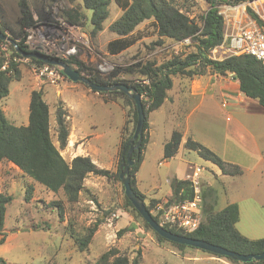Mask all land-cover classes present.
Segmentation results:
<instances>
[{
  "label": "trees",
  "instance_id": "obj_1",
  "mask_svg": "<svg viewBox=\"0 0 264 264\" xmlns=\"http://www.w3.org/2000/svg\"><path fill=\"white\" fill-rule=\"evenodd\" d=\"M48 1L53 3L59 0ZM112 1L117 4L122 14L109 26V31L118 37L107 45V52L111 56L120 55L136 45L142 38L136 31L140 25L148 21H151L158 35V40L153 44L155 46H162L166 41L175 43L187 38L191 40V44L186 49L187 52L178 55L172 54L161 63L151 60L142 61L127 68H117L108 74L96 71L77 59L64 60L73 69L79 71L82 76L96 84L112 86L124 83L134 87L141 95L146 122L140 149L135 151L132 156L135 164L130 168V175L134 191L145 201L146 197L136 188L135 175L141 166L144 151L149 142L148 117L151 112L163 106L168 98V93L174 87V79L181 78L191 81L209 74L224 77L232 76L239 82L242 94L249 99L258 101L264 108V63L247 54H238L223 60L211 58L212 51L225 42V24L223 17L219 14L218 7L240 4L248 0H205L208 4L206 10H202L194 0H82L80 7L66 11L65 17L73 25L84 24L86 21L90 27V35L95 38L104 31L105 23L110 18ZM85 10L92 11L90 18L86 16ZM19 11L18 27L7 26L0 18V30L13 38L20 49L30 52L25 44L26 30L35 24L30 1L19 0ZM41 17L43 21L51 20L48 11H45ZM1 43L8 45L12 56L21 58L10 43L0 40ZM4 61L5 58L0 48V102L8 98L11 84L22 78L21 64L12 62L7 71H2ZM30 62L32 69L44 65L42 61L36 59H31ZM136 76L143 77L148 81V84L136 82L134 80ZM101 95L107 96V100L110 101L122 99L124 106L128 108V121L125 128L127 135L123 142V150H125L137 125L138 114L135 101L118 91L101 93ZM29 112L28 125L16 126L7 119L0 107V165L13 164L25 176L31 178L34 183L41 185L48 193L60 195V200L53 203L59 208L60 217H63L68 207L72 212L75 210L81 195L86 193L84 184L89 175L115 177L122 188L124 208L131 212L136 222H142V226L153 235L157 243L169 245L181 253L199 250L168 241L159 236L125 195L120 171L113 176L111 172L98 168L90 158L77 157L71 162L63 158L60 150L68 142L70 122L68 121V111L62 102L56 105L52 115L49 104L44 100L43 92L33 91ZM52 121H54V127H52ZM129 125H132L131 131H129ZM182 139L183 127L180 126L173 131L171 139L164 146V159L170 160L178 155ZM184 147L187 151L196 152L202 159L217 165L224 175L242 174L239 166L223 161L212 150L191 138L188 139ZM171 188V201L182 202L190 200L194 196L189 180L175 178L171 182ZM93 199L97 200L96 198ZM12 201L11 195L0 193V246L4 245L7 239L5 231L6 212ZM145 203L153 215V210L158 201L152 200L149 203L145 201ZM153 217L160 223L157 216ZM239 219L240 210L237 204H229L224 209L216 211L212 206H205L203 208V222L198 230L188 233L166 225L164 228L172 233L206 241L240 254L264 253V238L249 239L242 235L236 228ZM101 223L102 220L99 218L90 227L82 226L84 231L77 233L79 224L74 222V219L69 220L67 230L81 252L88 249ZM128 230L129 228L121 230L120 235ZM199 251L226 259L233 264H264V261L242 263L203 250ZM143 263L144 258L141 250H138L135 257H132L117 247H111L93 264ZM0 264L9 263L0 257Z\"/></svg>",
  "mask_w": 264,
  "mask_h": 264
},
{
  "label": "crops",
  "instance_id": "obj_2",
  "mask_svg": "<svg viewBox=\"0 0 264 264\" xmlns=\"http://www.w3.org/2000/svg\"><path fill=\"white\" fill-rule=\"evenodd\" d=\"M46 10H48V7ZM39 16L42 18L41 15ZM37 18L34 15V19ZM109 26H104V31H107ZM15 27H18V21H16ZM113 40H109L106 46ZM22 66V78L19 82L27 80L30 89L23 92V89L19 87L17 91H22V93L20 92L19 102L24 107L26 114L29 111L33 91H42L44 100L47 94L54 95L57 98L55 107L59 102H62L68 111L70 135L66 146L60 150L63 158L68 162L73 161L77 157L90 158L98 168L111 172L113 176L118 173L124 151L123 142L127 135L125 134V128L128 121V108L124 106V100H107V96L92 91L81 82L75 83L67 81L59 87L51 86L45 82H40L32 68H24ZM11 94L12 90L10 86V94L8 97ZM166 106L170 107L169 112L171 117L168 120L169 123H165L167 129L164 132V136L160 137L156 132L158 118L155 116V113L163 111V108ZM0 107L4 111L7 119L16 125L8 118V107L2 106L1 102ZM54 112H51V114L53 115ZM258 116H264V110L242 94L239 82L232 78V76L224 77L217 74H209L197 77L191 81L175 78L174 87L168 93V98L163 106L149 114V142L144 151L141 166L135 175L137 190L146 197L145 201L147 203L152 200L158 202L170 200L172 198V180L175 178L189 180L195 168L201 167L203 168L201 174L203 193L205 185H208L206 183L208 180L204 177L206 168L199 164V161L210 163L214 167H217L220 173L222 172L217 165L202 159L198 153L187 151L184 146L188 139L191 138L193 141L209 148L223 161L238 165L236 161L228 159L223 155V152L226 148L232 150L233 148H237L239 150V131L244 130L248 132L251 130L244 126L242 120L247 119L249 128L257 127V123L255 122L258 121ZM54 126V121H52V127ZM180 126L183 127V139L179 153L173 159L166 160L164 159V146L171 139L173 131ZM131 129L132 125H129V131ZM230 130L233 132V135L230 133ZM256 130L258 131V128ZM260 131V140H262L264 138V129ZM229 136L233 137L237 144L230 141ZM253 144L251 146V153L259 157L258 160L254 161L255 163L252 166L255 170L258 167L264 166V148H262L263 145L259 144V140L256 137L253 139ZM154 149L158 157L157 160H159L158 166L164 167L166 172L164 179L161 176L158 178L154 177L155 180H158L146 188V182L141 177V173L145 168L147 156ZM247 157L250 156L247 155ZM84 187L86 193L81 195L73 211L74 222L76 221L79 224L77 233L84 231L82 226L87 228L93 223H96L93 220V214L89 213L92 210H96V206L98 209L104 211L100 216L102 223L99 225V229L86 250L90 253L91 249L95 247L97 250H101V253L95 257L94 261L86 258L85 261L87 264H93L112 246H119L121 242L117 240L115 233L126 228H129L127 231L129 237L132 234H136L138 238L145 239L146 242H149V245L167 249L166 246L157 244L153 235L146 231L139 222H136L131 212L124 208L122 188L120 183L115 180V177L108 178L91 174L86 178ZM207 200V198L203 197V208L205 206H212L213 208L216 206V201ZM213 200L218 199L215 198ZM234 203L237 202H229L228 205ZM67 210L65 211L66 218L61 222L65 227L69 224L70 218ZM114 214H117L118 218H113ZM84 220H87V222H84ZM67 232L69 231L67 230ZM9 241L10 239L7 238L5 244L0 246V248L4 249V251L8 250L7 244ZM136 246L139 247V244ZM72 247V249H78L76 242H74ZM167 250L171 251L170 249ZM171 252L175 253L174 251ZM184 254H186L185 258L189 261H203L207 264H233L226 259L197 251H186ZM143 258L145 261L144 254Z\"/></svg>",
  "mask_w": 264,
  "mask_h": 264
},
{
  "label": "rangeland",
  "instance_id": "obj_3",
  "mask_svg": "<svg viewBox=\"0 0 264 264\" xmlns=\"http://www.w3.org/2000/svg\"><path fill=\"white\" fill-rule=\"evenodd\" d=\"M29 1L33 17L35 15L41 21L39 15L48 11L51 20H53L52 24L58 26V28L62 26L55 24L56 20L60 19L63 22H68L65 12L78 8L82 4V0H59L53 3L48 0ZM194 1L200 5L202 10L208 8L205 0ZM18 4L19 0H0V17L7 26L14 28L16 21L19 20L20 11ZM47 7L48 10H46ZM110 12V18L105 23L106 27L122 14L114 1L110 5ZM85 14L90 18L92 11L85 10ZM75 26L87 35L94 57L93 61L90 62L88 60V63L82 58L75 59L82 61L96 71L98 70L97 62L101 60L112 64L114 66L113 72L117 68H127L142 61L151 60L161 63L172 54L178 55L187 52L188 46L180 45L175 47L177 46L176 42L166 41L162 46L153 45L158 40V35L151 21L143 23L137 29L136 33L142 37L140 41L117 56H111L107 52L106 43L117 38L109 29L102 31L93 38L90 35V27L86 21L84 24ZM21 65L24 68H32L30 61L21 63ZM134 80L140 82L145 79L136 76ZM28 84L27 80L13 82L11 85V96L1 102L2 106L8 107V118L17 126L28 125L29 123V111L26 114L24 107L19 102L22 91L20 89L19 92L17 91L19 87L23 89V92L28 91L30 89ZM250 100L264 110L258 101ZM45 101L50 105V111L53 113L57 98L52 94H47ZM169 110L170 107L166 106L163 111L155 113L158 118L156 132L160 137L164 136V132L167 129L165 123H169L168 120L171 117ZM258 117V121L255 122L257 127L249 128L247 119L242 120L244 126L251 130L248 132L239 131V150L237 148H233V150L226 148L223 152V155L228 159L238 163L236 166L241 168L242 174L224 176L217 167L210 163L199 161V164L206 168L204 177L208 180L206 182L208 185H205L202 196L208 200L216 201L215 211L224 209L229 202H237L234 204L239 207L240 219L236 224V228L242 235L250 239L264 238V166L254 170L252 166L259 157L251 153V146L254 145L253 139L255 137L259 140V144L263 145L262 148H264V138L260 140V130L264 129V116ZM256 128H258V131ZM230 133L233 135L231 130ZM228 138L237 144L233 137L229 136ZM247 155L250 157H247ZM157 159L155 149L146 158V165L141 173V177L146 182V188L158 180H155L154 177L158 178L161 176L164 179L166 169L158 166L159 160ZM31 181L34 183L31 178L25 176L13 165L3 164L0 166V193L13 197L12 203L8 205L5 220V231L10 241L7 244L8 250L4 251V249L0 248V257L11 264H87L86 258L94 261L95 257L101 253V250L93 247L89 253V251L81 252L78 249H72L75 241L66 230L69 224L65 227L61 223L66 218L65 213L63 217H60L59 208L53 205V203L60 200L61 196L48 193L41 185L33 184ZM215 198L218 200H213ZM67 211L70 214L69 220H73V212L69 207ZM103 212L96 206V210H92L89 213L93 214V220L97 222ZM84 222H87V220H84ZM140 224L142 225V222ZM120 232L119 230V232L115 233L117 240L121 242L117 248L119 247L123 253H127L132 257H135L137 251L141 250L145 255L143 264H207L203 261H189L185 258L186 254L169 245L164 246L176 254L167 249L149 245V242L138 238L136 234H132L129 237L127 232L123 235H120ZM155 242L157 243L156 240ZM138 244L139 247L136 246ZM197 252L202 253L199 250Z\"/></svg>",
  "mask_w": 264,
  "mask_h": 264
},
{
  "label": "built area",
  "instance_id": "obj_4",
  "mask_svg": "<svg viewBox=\"0 0 264 264\" xmlns=\"http://www.w3.org/2000/svg\"><path fill=\"white\" fill-rule=\"evenodd\" d=\"M218 10L225 24V42L212 51L211 58L223 60L238 54H247L264 63V0H248L240 4L221 5ZM52 21L35 19V24L27 29L25 44L29 51L62 61L82 58L86 62L88 60L92 62L94 57L87 35L70 22L57 19L55 24L62 26L58 28L52 24ZM176 44L175 47L189 46L191 40L187 38ZM0 48L5 58L2 71H7L12 62L21 64L31 60L12 56L5 43H1ZM97 67L103 74L111 73L114 69V66L105 60L98 61ZM33 72L40 82L55 87L70 81L58 67L45 63L41 67L34 68ZM140 82L148 84L146 80ZM202 172L203 168L196 167L189 178L194 191L192 199L182 202L165 200L156 204L153 216L159 218L160 225L188 233L201 227L203 222ZM113 218H118V215L114 214Z\"/></svg>",
  "mask_w": 264,
  "mask_h": 264
},
{
  "label": "water",
  "instance_id": "obj_5",
  "mask_svg": "<svg viewBox=\"0 0 264 264\" xmlns=\"http://www.w3.org/2000/svg\"><path fill=\"white\" fill-rule=\"evenodd\" d=\"M0 40L10 43L15 48L16 52L25 59H36L42 61L45 64L58 67L62 71V73L72 82L75 83L81 82L87 87H89L92 91L98 93H107V92H116V91L122 92L135 101L137 114H138L137 125L132 138L129 140L128 145L123 151V156L120 165V179L124 186L125 195L127 196V198L131 201L132 205L139 212L142 218L151 226V228L159 236L165 238L168 241L180 245H186L193 248H197L199 250H203L222 257H227L234 261H238L242 263H249L252 261H264V253L248 254V255L240 254L238 252L231 251L229 249L211 244L206 241L178 235L168 231L166 228H164L154 219L153 215L147 209L145 201L142 198H140V196L134 191L131 184L130 168L135 164V161L132 159V156L135 151H139L140 149L143 139L145 122H146V115L144 111L142 97L134 87H130L124 83H120L112 86L96 84L92 82L90 79L82 76L79 73V71L73 69L65 61L50 58L46 55L39 53H30L23 51L22 49H20L17 42L13 38L3 33L1 30H0Z\"/></svg>",
  "mask_w": 264,
  "mask_h": 264
}]
</instances>
